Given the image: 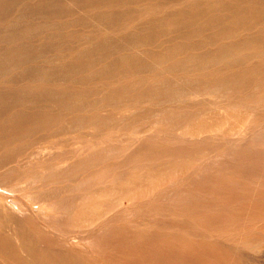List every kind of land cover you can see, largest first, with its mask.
<instances>
[{
  "label": "bare ground",
  "instance_id": "obj_1",
  "mask_svg": "<svg viewBox=\"0 0 264 264\" xmlns=\"http://www.w3.org/2000/svg\"><path fill=\"white\" fill-rule=\"evenodd\" d=\"M260 188L264 0H0V264H248Z\"/></svg>",
  "mask_w": 264,
  "mask_h": 264
},
{
  "label": "rangeland",
  "instance_id": "obj_2",
  "mask_svg": "<svg viewBox=\"0 0 264 264\" xmlns=\"http://www.w3.org/2000/svg\"><path fill=\"white\" fill-rule=\"evenodd\" d=\"M260 190L264 189L260 188ZM246 259L248 264H264V248L252 251L251 256Z\"/></svg>",
  "mask_w": 264,
  "mask_h": 264
}]
</instances>
